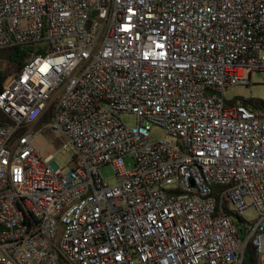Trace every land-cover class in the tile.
Listing matches in <instances>:
<instances>
[{
	"label": "built area",
	"instance_id": "built-area-1",
	"mask_svg": "<svg viewBox=\"0 0 264 264\" xmlns=\"http://www.w3.org/2000/svg\"><path fill=\"white\" fill-rule=\"evenodd\" d=\"M15 46L0 264H242L248 242L264 264V107L226 97L254 71L264 85V0H0ZM44 129L68 169L36 148Z\"/></svg>",
	"mask_w": 264,
	"mask_h": 264
},
{
	"label": "rangeland",
	"instance_id": "rangeland-1",
	"mask_svg": "<svg viewBox=\"0 0 264 264\" xmlns=\"http://www.w3.org/2000/svg\"><path fill=\"white\" fill-rule=\"evenodd\" d=\"M5 66L6 61L0 59V69H3ZM262 77V72L254 71L251 74V83L249 85H236L228 89L226 92V97L241 96L244 98L253 97L264 99V85L261 83ZM40 119L41 118H39V120ZM120 119L129 126L135 124L136 120L133 113H122L120 114ZM165 135L166 131L160 125L155 124L150 130V138L152 139L162 138ZM34 144L39 152H41L43 155L47 154L48 152L53 153V160L60 167H63L64 169H68L70 167V159L73 154L72 149H61L60 144L57 143L53 134L49 130L44 129L43 131L39 132L34 138ZM124 167L126 170L132 169L133 158L131 156H126L124 158ZM100 171L103 179L111 180L114 178V169L110 164L102 166ZM242 216L246 220L253 221L257 217V211L254 207H249L242 212Z\"/></svg>",
	"mask_w": 264,
	"mask_h": 264
},
{
	"label": "trees",
	"instance_id": "trees-1",
	"mask_svg": "<svg viewBox=\"0 0 264 264\" xmlns=\"http://www.w3.org/2000/svg\"><path fill=\"white\" fill-rule=\"evenodd\" d=\"M28 55L27 49L23 46H15L10 49L0 51V59L6 61V66L0 69V90L2 88V82L5 76L12 70H19L23 65V62ZM242 102L251 108H263L264 99L260 98H241ZM50 117V111L43 115L37 122V125H41L47 121ZM7 119L6 115L0 110V121ZM239 218V217H238ZM240 220V218H239ZM242 264H260L259 257L257 256L255 249L251 242H248L244 248Z\"/></svg>",
	"mask_w": 264,
	"mask_h": 264
}]
</instances>
